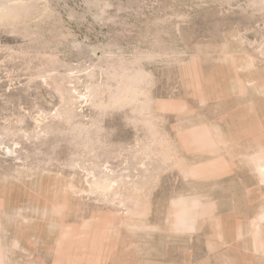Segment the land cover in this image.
<instances>
[{
	"label": "rangeland",
	"instance_id": "rangeland-1",
	"mask_svg": "<svg viewBox=\"0 0 264 264\" xmlns=\"http://www.w3.org/2000/svg\"><path fill=\"white\" fill-rule=\"evenodd\" d=\"M0 264H264V0H0Z\"/></svg>",
	"mask_w": 264,
	"mask_h": 264
}]
</instances>
